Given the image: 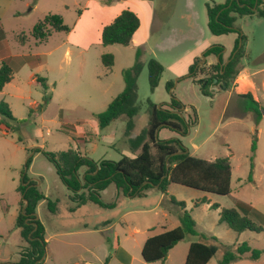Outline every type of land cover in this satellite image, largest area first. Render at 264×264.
I'll use <instances>...</instances> for the list:
<instances>
[{
    "label": "rangeland",
    "instance_id": "1",
    "mask_svg": "<svg viewBox=\"0 0 264 264\" xmlns=\"http://www.w3.org/2000/svg\"><path fill=\"white\" fill-rule=\"evenodd\" d=\"M90 1L94 0H41L39 8L30 11V7L25 5L26 0H0V22L6 32L4 41L15 71L14 80L0 92V102H7L13 115L22 121L17 123V130L13 133H6L0 127V219L4 208L7 206L14 208L17 200L21 199L17 188L24 174L29 180H35L38 186L42 178L43 183L40 188L44 192L57 194L62 202L65 200V195L70 194L58 177L54 166L42 153L36 152L37 149L58 152L79 148L83 154L86 153L95 161H118L122 156L133 153L131 139L136 138L149 127V102L160 106L163 103H169L174 94L177 99L189 106H187L188 109L184 108L180 111L184 117L187 118L189 115L195 119L192 107H195L197 112L196 124H190L187 133L180 135L179 138L188 151L195 156L211 161L219 157L230 159L233 177L232 192L225 196L202 192L176 183L170 184L168 198L157 209L150 212H131L125 217L130 222L137 221L140 231L133 233L130 229V232L141 246L140 254L142 255L145 238L159 234L165 228L172 229L181 225L180 217L184 209L173 203L172 197L177 201L185 202V210L192 215L198 231L205 236H187L176 248L177 254H172L169 264H184V254L181 253V249L193 241H203L218 246L217 254L208 264H219L227 247H235L244 242L264 251V231L246 230L237 233L226 223H220L222 208H237L239 201L253 207L251 201L264 203V164L260 160V156L264 155V146L259 147L255 184L247 180L251 168L252 141L256 137L253 113L244 111L243 98L235 93L234 84L232 83L230 87H221L220 84L213 86L214 92L219 94L214 98L202 93L201 84L197 80L214 72L212 65L216 63V60L213 57L210 64H208V58L203 63L198 62L201 74L192 78L195 81L182 78L179 80L180 77L170 71L168 64L174 61L177 52L183 50L181 48L192 46L191 39L177 46L174 51H162L157 48L149 51L137 44L104 46L95 41L86 47L84 36L75 35L69 42L65 31H53L52 35L44 41H37L30 35L38 21L48 14L60 15L63 23L73 28L82 11L92 6ZM197 7L200 12L198 23L205 24L206 9L199 5ZM155 8L158 19L162 18L163 21V25L159 27V34H167L173 26H181L184 23L180 15L184 13L185 6L156 1ZM236 24L248 37L245 45L250 50V58L254 57L264 47V18L256 16L251 20L241 19ZM205 30L207 37L218 40L216 44H226L233 37V35L216 37L210 33L208 27ZM22 32L29 35L25 45L17 40V34ZM157 38L159 41L160 38L156 35L155 40ZM66 46L70 47V53L63 56V49ZM140 48L142 54L137 61V51ZM48 52L51 53L46 55ZM26 54L38 57L40 59L38 62L46 56L48 61L44 65L40 63L36 66L23 64L22 56ZM103 54L114 56V64L111 68L103 64ZM244 54V58L248 59L246 52ZM229 55L230 52L224 53L225 61L228 60ZM151 57L157 59L164 67L161 80L154 92L150 90L148 79L147 61ZM0 58H2L1 55ZM137 63H141V69L137 77L136 72L132 74V77L135 79V105L138 107V113L133 119L132 128L127 130L126 115L101 128L96 114L104 111L124 91L127 85L124 71L133 68ZM34 77L46 78L48 89H45L40 82H32ZM168 82L173 83L171 89L167 88ZM226 95L231 96L228 98ZM47 97H50L48 101H46ZM42 104H44L43 108H41ZM80 136L86 137V142L77 140ZM158 136L161 139L178 137L167 128L161 129ZM29 158L32 160L26 167ZM114 186L112 184L110 189H114L111 188ZM105 198H109L107 200L114 198L113 190H110ZM203 198H206L208 202L196 203ZM147 201L138 200L135 205L137 207L131 208H147V205H141L146 204ZM213 204H218L220 207L212 208ZM43 210L45 213L48 212L47 203ZM122 211L123 209H118L111 215L115 217L122 214ZM164 213L169 216L164 217ZM156 220L157 223H155ZM123 223L124 221L121 220L117 225V231L121 237L124 235ZM18 232L16 224L0 221V237L4 236L6 243L9 241L17 243L21 238ZM1 242L2 239H0ZM2 246L5 248L3 254L7 255L6 245L2 243ZM262 257L264 259V252ZM241 261L243 260L235 263L252 264L250 260Z\"/></svg>",
    "mask_w": 264,
    "mask_h": 264
},
{
    "label": "trees",
    "instance_id": "2",
    "mask_svg": "<svg viewBox=\"0 0 264 264\" xmlns=\"http://www.w3.org/2000/svg\"><path fill=\"white\" fill-rule=\"evenodd\" d=\"M110 2L111 0H104ZM255 8V10H254ZM208 28L211 34L220 36L230 33H237L232 52L230 53L226 65L221 44H214L203 53L206 57L219 55L212 68L214 72L205 78L197 80L201 84L202 93L208 97H213V86L230 87L242 68V60L245 57L246 36L236 22L242 16H258L264 18V0H225L224 3L211 2L207 4ZM140 27V18L129 10H123L110 24L106 25L102 31V44L104 46L119 44L129 46L133 35ZM70 32L71 27L65 25L60 15L48 14L33 27L30 35L37 41H44L52 35V32ZM29 35L25 32L17 34V40L25 45ZM6 32L0 23V55L6 56L4 40ZM241 42V46H240ZM235 53V55H234ZM142 54L141 48L137 51V61ZM201 57H196L190 66L188 74L181 78H194L201 74V69L197 67ZM40 59L33 54L24 57L25 63L39 64ZM102 61L105 67L111 68L114 64L112 54H103ZM141 69V63H137L133 68L126 69L124 76L126 88L120 93L108 107L96 114V119L101 128L126 115L128 117L127 130L133 126V119L138 113L135 105L136 85L132 74L136 72V77ZM163 65L155 58L148 61V79L150 90L154 92L159 85ZM180 78V79H181ZM13 79V69L4 59L0 64V91L7 83ZM41 85L48 89L46 78H36ZM214 80H217L215 83ZM172 82L167 83V88L171 89ZM169 103L158 106L149 102L150 119L149 127L142 131L136 138L131 139L132 150L139 152L134 156L124 155L118 161L101 160L95 161L84 155L79 149L70 148L65 151L52 152L37 149L54 166L56 173L62 183L70 191V199L78 206L87 202H94L103 207H114L115 203H105L102 200V191L110 184H115L118 193L145 197L147 192L156 188L161 193H167L169 185L172 183L194 188L202 192L214 193L218 195H229L232 192V165L228 157H219L215 160H206L185 152L187 147L179 137L161 139L156 134L163 128H167L179 135H185L190 124H196L197 112L193 108L194 117H184L177 111L185 108V104L177 99L174 94ZM243 98V109L245 112L253 113L256 124H259L264 116V106L253 98L250 93L239 95ZM50 97L46 98L48 101ZM44 104L41 105V108ZM17 123H22L12 113L9 104L0 102V127L7 133L17 130ZM257 131V129L255 130ZM252 141L250 154V174L248 181L253 180L254 159L257 149V135ZM84 140L86 137H79L77 140ZM21 141V139H19ZM133 151V152H134ZM29 158L26 167L31 163ZM84 168V177L81 174ZM17 190L22 195L21 211L16 220V226L21 229V235L27 243L20 252V259L16 262H1L0 264H36L46 253L47 242L45 240V227L41 220L37 218V205L40 201L46 200L48 209L56 211L57 203L47 198L36 181L29 180L26 174L23 175ZM172 202L184 209L181 214V225L165 229L159 234L150 236L144 243L142 257L146 262H165L169 251L187 236L204 237L197 229L196 222L192 215L185 210L186 204L177 201L172 197ZM206 198L198 200L196 203H206ZM26 205V206H25ZM212 208L218 209V204H213ZM257 220L263 221L259 223ZM220 223H226L229 228L237 233L246 230L256 232L264 231V214L258 209L245 202H237V208H222L220 210ZM217 245L203 241H193L189 247L185 264H208L217 254ZM264 251L252 248L247 242L226 248L225 255L219 264H230L245 256L252 260L260 258ZM40 264V263H38Z\"/></svg>",
    "mask_w": 264,
    "mask_h": 264
},
{
    "label": "crops",
    "instance_id": "3",
    "mask_svg": "<svg viewBox=\"0 0 264 264\" xmlns=\"http://www.w3.org/2000/svg\"><path fill=\"white\" fill-rule=\"evenodd\" d=\"M40 1L41 0H26L25 5L30 7V11H34L39 8ZM156 1L157 3L162 2L172 5L185 6L186 8L184 9V13H182L184 15H180L184 23L181 26H173L167 34H159V27L160 25H163V21L162 18L158 19L157 17L155 8ZM90 2L92 6H89V8H87L85 11H82L73 28H71V31L67 33L69 42L75 35H81L85 37L83 40L86 47L89 46L92 41L102 44L103 28L113 22V20L123 10L129 9L135 12L140 18V27L134 33L130 45H141V48L144 46V48L148 49L149 51H151L152 48H157V50L162 51H174L177 46H181V44L185 43L189 39L192 40V46L189 45L181 48L183 50L181 52H177L174 61L168 64L170 71L173 72L174 75L181 77L188 73L189 68L194 63L196 57H201V53H203L206 48L216 44L218 41L207 37V32L205 29L208 27V15L205 24L198 23L200 12L197 5L200 7L203 6L207 12L208 3H224L225 0H111L110 2H104V0H94ZM253 18H256V15L242 16L237 19V23L241 19L251 20ZM156 35L159 36V41L158 38L155 40ZM229 35H233L231 41L226 44L221 43V45L225 47L223 54L225 52H232L235 41L238 38L237 33L227 34V36ZM221 36L225 35L216 37ZM246 40H248V37H246ZM4 46L7 53L8 49L6 47L5 41ZM245 52L248 55V59L243 58L242 68L239 75L235 79L233 88L235 93L238 95L250 93L253 95V98L256 101L260 102L261 105L264 106V47L252 58H250V50L247 45H245ZM50 53L51 52H48L46 55H49ZM69 53L70 47L66 46L63 49V56ZM26 55L22 56V62L23 64H30L25 63L24 61V57ZM212 57L217 61V57L211 55L207 57L208 64L212 62ZM4 59L12 67L13 64L12 61H10L8 53L4 58H0V64ZM47 61V57L44 56L40 63L44 65V63H47ZM36 65L38 64H32V66ZM12 69L14 68L12 67ZM14 77L15 71L13 70V79L10 82L14 80ZM191 80L195 81L194 79ZM32 82L39 83L35 77L32 78ZM218 95L219 94L217 92H214L212 98L217 97ZM226 96L229 98L231 95ZM185 106V108L188 109V105L185 104ZM254 129H257V149L254 159L252 181L256 184L255 180L258 170L256 160L259 156L258 153L260 145L264 146V116L259 124L255 123ZM174 133L178 137L180 136L178 133ZM138 152L139 150H136L129 156L134 157ZM84 155L87 154L85 153ZM260 160L264 164V155L262 157L260 156ZM84 170V168H81L80 170L82 177H84ZM40 179V185H42L43 180L42 178ZM112 184L102 191V200L105 203H115V206L112 208L103 207L90 201L78 206L77 203L70 199V194H66L65 200L62 202L57 194L49 191L44 192L40 188V185L38 186L36 184L47 198L52 199L57 203L56 211L51 212L48 210L46 213L43 210L46 200L40 201L37 205V218L42 221L45 227V240L47 242V250L44 258H41L42 260L39 262L40 264H169L172 254H177L175 252L176 248H178L182 241L169 251L167 260L165 262H146L140 254L141 246L139 242L135 239V236L132 235L133 233L140 231L139 227L137 226V221L134 220L130 222V220L125 219V217L131 212H150L157 209L158 206L163 204V202L168 198V193H161L156 188H153L147 192L145 197L121 195L118 193V189L115 184L114 187H111L114 189H110ZM110 190H113L114 198H111L112 201L107 200L109 198H105V196L110 193ZM19 195L21 196V199L17 200V205L14 208L7 206L2 210V218L0 221L4 220L7 223L9 222L11 224L14 223V225L16 224L18 214L21 211L22 195L20 192ZM138 200L150 201H147L146 204H141L144 206L147 205V208H131L136 205ZM250 203L264 214V203L253 201ZM118 209H123L121 212L122 214H118L115 217L112 216L111 214H115L114 212H117ZM155 212L157 214V211ZM163 216L168 217L169 215L164 213ZM121 220L124 221L122 224V229L124 230L123 237H121L117 231V225H119L118 223ZM155 223H157V220ZM130 229L133 230V233L130 232ZM17 232L21 237L17 243H12L10 241L6 243L4 236L0 237V239H2V242L0 243V263L19 261L21 249L27 243L24 241L21 235V229L18 227ZM150 236L145 238L144 243ZM132 242L133 244L131 245ZM2 243L6 245V251L8 252L7 255L3 254V252H5V248L2 246ZM191 243L192 242H189L185 248L181 249V253L184 254V264ZM250 246L255 248L252 245ZM240 260H243L241 262H244V260H250L252 264H264L262 254L257 260H252L245 256L239 260L233 261L231 264H238L235 262Z\"/></svg>",
    "mask_w": 264,
    "mask_h": 264
},
{
    "label": "water",
    "instance_id": "4",
    "mask_svg": "<svg viewBox=\"0 0 264 264\" xmlns=\"http://www.w3.org/2000/svg\"><path fill=\"white\" fill-rule=\"evenodd\" d=\"M255 9V8H254ZM240 46H241V42H240ZM235 55V53H234ZM206 56L204 55V53H201V60L199 61V63H203L206 60ZM217 61H219V55L217 56ZM229 62V61H228ZM227 64V62H226ZM225 87V86H224ZM180 115H182V113L180 111H177ZM157 135L159 134V131H157L156 133ZM185 152H188V149L185 150ZM26 206V205H25ZM44 258V256L42 257V259ZM42 259H40L39 261L36 262V264H38Z\"/></svg>",
    "mask_w": 264,
    "mask_h": 264
},
{
    "label": "flooded vegetation",
    "instance_id": "5",
    "mask_svg": "<svg viewBox=\"0 0 264 264\" xmlns=\"http://www.w3.org/2000/svg\"><path fill=\"white\" fill-rule=\"evenodd\" d=\"M213 45H214V44H213ZM210 47H211V46H210ZM208 48H209V47H208ZM206 49H207V48H206ZM206 49H205V50H206ZM205 50H204V51H205ZM204 51H203V52H204ZM200 60H201V59H200ZM226 62L228 63V61H226ZM224 65H226V63H225ZM198 66H199V65L197 64V67H198ZM188 72H189V71H188ZM187 74H188V73H187ZM185 75H186V74H185ZM183 76H184V75H183ZM181 77H182V76H181ZM181 77H180V78H181ZM180 78H179V79H180ZM200 78H201V77H200ZM183 79H184V78H183ZM214 82L216 83L217 80H214ZM214 87H215V86H214ZM221 87H224V86H221Z\"/></svg>",
    "mask_w": 264,
    "mask_h": 264
}]
</instances>
